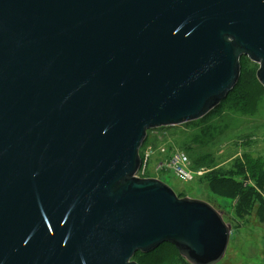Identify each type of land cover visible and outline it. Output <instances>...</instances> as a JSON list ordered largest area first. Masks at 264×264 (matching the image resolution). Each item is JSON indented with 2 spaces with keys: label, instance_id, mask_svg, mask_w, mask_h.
<instances>
[{
  "label": "water",
  "instance_id": "95a60500",
  "mask_svg": "<svg viewBox=\"0 0 264 264\" xmlns=\"http://www.w3.org/2000/svg\"><path fill=\"white\" fill-rule=\"evenodd\" d=\"M264 87V0H0V264H219L232 225L141 178L148 131Z\"/></svg>",
  "mask_w": 264,
  "mask_h": 264
},
{
  "label": "rangeland",
  "instance_id": "374dc122",
  "mask_svg": "<svg viewBox=\"0 0 264 264\" xmlns=\"http://www.w3.org/2000/svg\"><path fill=\"white\" fill-rule=\"evenodd\" d=\"M241 63L243 82H245V73L247 76L253 74L257 78L258 63L251 61L248 56H243ZM256 100L257 106L249 104L247 109L242 111L239 105L234 106L233 101L225 99L220 107L210 113V115L214 113L210 119L196 120L204 125L219 119L224 123H220V125L227 126L226 131L216 139L209 138L210 142L201 147L199 151L194 149L195 151L188 152L184 147L186 144H191L193 148L199 146L197 136L202 126H194L190 123L149 130L148 137L140 151L142 166L138 173L139 177L163 179L180 197L190 196L210 201L216 209L223 213L226 222L232 225L230 243L219 264H264V215H260L258 212L263 203L259 200L253 212L245 219L236 218L233 212V201L218 197L212 192L210 183L214 172L227 173L232 162L245 159V155L261 158L264 162V92H258ZM203 120L206 122L201 123ZM205 153H212V156H208V159L202 164L196 162L198 155ZM182 154L189 157V169L192 172V176L186 179L178 176L175 171L178 164L182 163H173L174 158H178ZM247 183L254 184L251 180L246 181ZM259 191L264 199V190ZM168 249L171 248L164 244L158 249L159 251L153 252L154 254L137 253L133 259L138 264H148L145 257L147 259L155 258L157 255L164 254ZM160 264L171 263L166 261ZM172 264L183 263L176 261Z\"/></svg>",
  "mask_w": 264,
  "mask_h": 264
},
{
  "label": "trees",
  "instance_id": "16d2710c",
  "mask_svg": "<svg viewBox=\"0 0 264 264\" xmlns=\"http://www.w3.org/2000/svg\"><path fill=\"white\" fill-rule=\"evenodd\" d=\"M242 77L243 76H241L238 85L229 94V97L226 100L233 101L235 103L233 104L234 106L239 105L240 109L244 111L245 109H247L249 104L253 105L254 107L257 106V93L264 92V87L261 85L258 79L254 77L253 74H251V76H247V74L245 73V82H243L244 78L242 80ZM209 115L206 116L204 120H207L206 118L210 119L214 115V113L210 116ZM204 120L201 123H203ZM189 123L194 126H202V129L197 136V138H199V143L197 142V144L199 145L198 148H193L191 144L184 145L188 152L195 151L194 149H196V151H199L201 147L210 142L208 141L209 138L213 137L214 139H216L227 129V126L223 127V125H220V123H224L222 122V120L219 121V119L208 122V124L204 125L198 123V121ZM211 154H199L198 158H196V160L198 161H195L199 164H202L206 159H208V156H212ZM244 158L245 159L243 160L238 159L237 161L232 162L231 168L227 173L214 172V176L212 175V177L210 178V183L212 184V192H214L218 197H224L232 200L233 212L235 214V217L240 219H245L247 215H250L255 209L256 203L259 200L263 203V205L258 209V212L260 215H264V199H262L261 192L259 191L262 189L264 190L263 159L253 158L250 155H245ZM220 175H223V177H220ZM248 180H251L254 184H246V181ZM164 244L172 250L168 249L164 254L157 255V257L152 259H147L145 257V259L148 261V264H160L166 261H169L171 264L175 263L176 261H178V263L182 262L183 264L187 263L186 260L180 255L175 246L170 243ZM164 244L159 246L156 250L161 248ZM156 250L150 253H153ZM187 264L190 263L188 262Z\"/></svg>",
  "mask_w": 264,
  "mask_h": 264
},
{
  "label": "built area",
  "instance_id": "2783aa9c",
  "mask_svg": "<svg viewBox=\"0 0 264 264\" xmlns=\"http://www.w3.org/2000/svg\"><path fill=\"white\" fill-rule=\"evenodd\" d=\"M182 163V164H178V163ZM173 163H177L178 164V168H175V171L177 173L178 176L182 177V178H187V177H191L192 176V172L189 169V157L187 155H180L178 158L175 157L173 160Z\"/></svg>",
  "mask_w": 264,
  "mask_h": 264
}]
</instances>
